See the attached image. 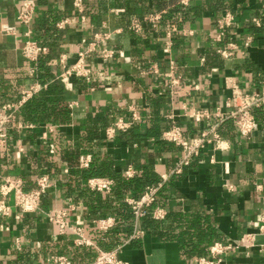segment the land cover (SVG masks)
Masks as SVG:
<instances>
[{
	"label": "crops",
	"instance_id": "0c3cea01",
	"mask_svg": "<svg viewBox=\"0 0 264 264\" xmlns=\"http://www.w3.org/2000/svg\"><path fill=\"white\" fill-rule=\"evenodd\" d=\"M25 1L0 0V107L18 102L24 90L41 85L37 80L39 64L33 78V64L21 51L27 28L18 24L17 16ZM76 1L37 0L32 29L34 38L50 48L44 62L51 75L18 114L17 122L24 128L15 130L8 146L0 149V180L8 176L20 179L25 189L32 191L40 177L49 176L54 186L43 196L40 213L21 220L0 217V264H46L52 254H70L73 247L77 248L74 236L60 237L58 228L44 217V213L70 204L77 206L71 223L85 226L88 238L103 249L99 241L108 232L94 229L91 223L116 218L115 209L121 202L118 184L113 179L111 194L91 191L86 178L75 175L79 161L72 163L73 154H79L78 160L92 155L91 165L110 167L129 181L145 172L156 175L163 188L153 211L165 213L164 219L156 220L160 232L179 234L197 218L202 230L209 231L202 245L210 248L209 254L190 258L183 253L179 240L169 236L161 239L146 232L144 239L130 240L133 223L122 253L130 264H200L201 259H217L212 255L217 243H237L249 234H261L264 110L259 112L257 131L249 140L238 134L233 122L222 123L220 133L229 149L213 152L209 147L182 175L173 174L182 149L162 137L173 126L180 127L183 137L189 139L214 125L218 121L215 114L227 112L231 96L227 81L237 82L246 91L261 87L264 29L255 27L251 18L264 0H193L188 8L182 7L180 0H83V12ZM226 9L235 13V25L217 42L218 21ZM172 11L175 14L170 16ZM155 12H166L159 32L148 26L141 34L127 29L133 17ZM64 21L66 24L59 28ZM4 26L15 30L18 38L4 34ZM103 31L112 34L109 46L116 50L115 58L106 64L96 58L91 62L93 68L102 71L91 83L62 81L60 59L73 65L94 34ZM219 49L229 57L222 56ZM172 62L176 63L174 75ZM174 77H181L182 85L171 89ZM50 88L49 98L44 97ZM54 107L70 110V121L51 123ZM198 111H207L212 118L198 123L193 118ZM133 112L140 120L128 132L108 140L105 130L116 118L130 121ZM129 166L137 170L131 179L124 174ZM130 191L126 199H135ZM177 219L183 221L178 224ZM17 240L22 250L17 248ZM78 250L82 258L91 254L88 264L94 263V248ZM218 258L222 264H264V244Z\"/></svg>",
	"mask_w": 264,
	"mask_h": 264
},
{
	"label": "built area",
	"instance_id": "2783aa9c",
	"mask_svg": "<svg viewBox=\"0 0 264 264\" xmlns=\"http://www.w3.org/2000/svg\"><path fill=\"white\" fill-rule=\"evenodd\" d=\"M193 0H180V5L184 8L191 6ZM76 6L80 12H83V0H77ZM38 9L37 0H26L18 11V24L27 28L23 36V44L21 51L23 56L33 64L30 75L33 78L37 77L38 64L42 57L50 53V48L40 39L34 38L32 25L35 21ZM166 12L150 13L142 18L133 17L127 29L135 34H141L145 26H148L152 31L159 32ZM236 21L235 13L231 9H226L218 21V36L217 42H221L226 35V31L234 27ZM251 23L260 29H264V4L260 7L257 14L251 18ZM66 21L58 25L63 28ZM2 32L6 35H15V30L8 26L2 28ZM112 39V34L107 31L94 34L88 48L82 51L77 56V61L68 66L65 58L60 59L63 72L60 79L64 82L70 79L84 80L91 83L93 76L102 71L93 68L91 65L95 58L101 63H108L115 58L116 50L109 46ZM250 43L251 38L248 39ZM231 47L233 45H230ZM168 51L171 49V43L168 44ZM218 52L228 58L229 54L225 50L219 49ZM172 75L176 71V63L170 65ZM182 85L181 77H174L171 81V89ZM44 88L39 84L31 86L22 92V97L18 102L7 103L0 107V149L6 148L10 142L11 136L15 130L23 129V125L17 122L18 114L23 107L32 100ZM227 89L231 91V96L226 103L227 112L219 110L215 114L218 120L211 127L203 130L198 136L185 139L180 127L173 126L170 130L163 134V141L174 143L182 149V157L177 163L173 174L182 175L185 168L189 167L192 162L200 158L204 152L210 147L213 152L226 151L229 148L225 144V140L220 133L221 124L227 121L234 123L238 134L243 139H251L257 131V119L255 111L264 108V81L261 87L254 91L244 90L237 82L227 81ZM193 118L196 122L201 123L212 118V115L207 111L195 112ZM140 120L136 112H133L130 121L123 117L116 118L115 121L105 130V135L108 140H115L118 134L128 132L134 124ZM93 162L92 155L82 156L79 160L80 169H89ZM127 179L134 178L137 170L133 166H129L125 170ZM54 186V183L49 176H42L37 180V188L32 191L25 189V183L14 177H5L0 180V217L15 218L21 220L23 218L35 215L41 212V201L43 196ZM115 186L113 179L95 177L87 180V187L94 192L111 194ZM162 184L148 187L145 194L140 199H126V203L132 208L134 214V230L130 240L144 239L146 232L141 228V220L146 216L147 210L156 202ZM77 210L75 204H70L63 209H54L44 213V217L49 223L58 228V235L64 237L69 233L74 236L73 244L77 248L89 247L97 251V257L93 264H130L122 258L124 245L119 246L115 250L105 251L98 247L92 240L88 238L85 231V226L72 224L70 218ZM152 217L155 220L165 218V213L161 209H156L152 212ZM92 226L100 232H109L114 229L118 222L114 217L100 218L92 221ZM264 234V226L261 228V234H249L240 242L223 244L217 243L212 248V255L215 260L201 259L200 264H222L220 256H226L231 252L241 248L250 249L254 247L258 235ZM17 248L21 249V241H16ZM46 264H73L72 258L65 254H52L45 260Z\"/></svg>",
	"mask_w": 264,
	"mask_h": 264
},
{
	"label": "trees",
	"instance_id": "16d2710c",
	"mask_svg": "<svg viewBox=\"0 0 264 264\" xmlns=\"http://www.w3.org/2000/svg\"><path fill=\"white\" fill-rule=\"evenodd\" d=\"M174 14L175 12L172 11L170 13V16H173ZM50 75V71L46 67V63L44 62V57H42L39 61V74L37 80L41 85L44 86L45 83L49 80ZM51 90L52 89L50 88L47 92H44L43 96L49 98L48 95L50 94ZM34 99L35 98H33V100ZM50 102L55 103L56 101L50 100ZM263 110L264 108L255 111L256 119H258L259 112H262ZM33 111L34 110L30 108L31 114ZM70 114V110H68L67 108L57 109V107H54L53 121H51V123H68L71 117ZM78 159L79 154L77 156L73 154L72 158H70L72 163L79 161ZM113 172L114 171H112L110 167H104V165L97 163L91 165L89 169L84 170H81L78 166L75 171L76 176H84L86 180L95 177H103L114 179L118 184L117 196L121 199V202L115 209L114 216L117 218L119 225L112 231L103 234L104 239L99 241V244L105 251L115 250L119 246L123 245L125 240L129 239L131 236L135 217L132 212V208L126 203V192L131 190L130 194H132V197H134L135 199H140L145 194L148 187L155 186L159 183V178L150 172H145L141 176H138L131 181L126 180L122 174ZM158 202L159 201L157 199L156 202L151 206V208L147 210L146 216L141 220V228L145 232H150L161 239L168 238L166 236H169L171 238L179 240L183 253L190 258L207 256L210 252V248L202 247V245L205 244L208 240L207 236L209 231H206L205 229L202 230V223L200 222V219L197 218L196 220L189 222L190 224L188 225V229L186 231H181L179 234H177L176 232L171 233L170 235H168V233L164 234L160 232V222L154 220L152 217V211L155 206L158 205ZM182 221V219H177L178 224ZM70 252V254L65 255H69L72 258L73 264H88L89 259H91V254L84 255V257L82 258L78 254V248L73 247Z\"/></svg>",
	"mask_w": 264,
	"mask_h": 264
},
{
	"label": "water",
	"instance_id": "95a60500",
	"mask_svg": "<svg viewBox=\"0 0 264 264\" xmlns=\"http://www.w3.org/2000/svg\"><path fill=\"white\" fill-rule=\"evenodd\" d=\"M263 244H264V235H258L255 241V245H263Z\"/></svg>",
	"mask_w": 264,
	"mask_h": 264
}]
</instances>
